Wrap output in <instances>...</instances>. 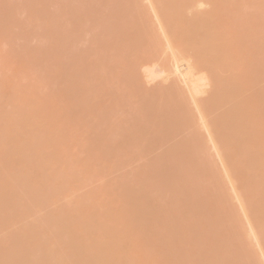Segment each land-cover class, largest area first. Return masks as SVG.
Instances as JSON below:
<instances>
[{
  "label": "bare ground",
  "instance_id": "1",
  "mask_svg": "<svg viewBox=\"0 0 264 264\" xmlns=\"http://www.w3.org/2000/svg\"><path fill=\"white\" fill-rule=\"evenodd\" d=\"M82 1L80 9L64 12L62 22L56 19L71 23L67 41L43 35L38 40L50 49L13 45L10 51L19 61L4 65L12 72L18 66L30 70L18 77L8 71L1 74L4 78L0 75L3 101V93L7 99L22 96L25 102L50 90L43 104L28 100L31 106L25 109H32L17 116L22 106L12 113L0 101L1 112L14 115L0 117V130L6 126L12 132L10 138L4 127L0 133V198L9 209L0 211V222L9 221L7 228L19 224L8 239L0 238V264H137L138 259L144 264H264V0ZM107 4L114 7L104 9ZM96 14L101 15V29L89 24ZM125 22L132 25L128 34ZM106 27L111 31L106 33ZM72 28L80 32L75 45ZM91 32L94 37L87 39ZM171 35L176 39L169 44ZM93 41H103V49L91 58ZM145 58V67H157L159 74L145 93L135 95L117 80L123 71L142 74ZM95 65L100 74L93 73V80L77 71ZM45 103L55 106L53 119L62 115L54 126L40 113ZM132 106L136 109L130 110ZM18 116L24 122L19 129L10 126L11 117L19 121ZM75 121L83 126L73 125ZM72 143H77L75 151L81 148V157H74ZM12 153L19 158L15 172L12 166L7 169V160L16 158ZM104 166L112 174L117 171L118 179L116 173L101 172ZM160 170L161 177L155 174ZM95 171L105 174L106 183L94 182L100 176ZM96 182L105 185L98 188ZM87 183H93L91 189ZM32 184L38 188L34 194L28 191ZM47 185L65 194L62 199L54 193L63 201L73 190L74 201L66 197L70 202L62 208L57 201L53 213L43 209L47 206L39 208L37 203L41 206L52 189ZM12 205L24 213H13ZM29 211L40 214L34 215L37 222L28 223L27 216H33ZM32 225H40V235L28 232ZM253 226L256 241L249 235Z\"/></svg>",
  "mask_w": 264,
  "mask_h": 264
},
{
  "label": "rangeland",
  "instance_id": "2",
  "mask_svg": "<svg viewBox=\"0 0 264 264\" xmlns=\"http://www.w3.org/2000/svg\"><path fill=\"white\" fill-rule=\"evenodd\" d=\"M39 1V2H38ZM85 2H87V1H85ZM85 4L84 3V1H82V0H0V17H1V21H0V37H1V39H0V75L1 74H6L5 73V71H8V73H10L11 75H15V76H19V72H21V73H23L24 72V70H25V68H19V66H18V69H19V71H18V69H17V67H16V69H14V68H12V69H14L13 70V72H12V70H10L9 69V67H7V66H5L4 65V63H7V62H11V63H13V65H15V63L14 62H12L11 61V59H15V61H16V59H17V56H14L15 54L14 53H11V49H12V47H13V45H16L17 47H20V46H22V47H24V48H29V49H32V48H34L35 46H37V47H35V48H38V47H41V49L43 48L44 49V47L46 48V44H44V43H41L39 40H38V38H39V36H51L52 38L53 37H55V38H57L59 41H67L68 40V38H67V35H65V30L69 27V25L71 24V23H68L67 25H62V23L60 24V22H62L61 20V16H63V14H64V12L66 11V12H68V14H70L71 12H74V10H76L75 9V7L78 9V7H79V5H81V4ZM64 6H66V8H68V10L65 8L64 9ZM114 6H113V4H107V5H104L103 6V8L104 9H112ZM32 9V10H31ZM37 9H39L38 11H37ZM63 9V10H62ZM79 9H80V7H79ZM31 12H36L35 14L34 13H32L31 14ZM70 12V13H69ZM36 16V18H34L33 19V16ZM58 17H60V22L59 21H57L56 19H58ZM64 17V16H63ZM62 17V18H63ZM100 18H101V15H99V14H96V15H92V16H90L89 17V24H90V26H91V28H94V29H101L102 27H103V24L102 23H100ZM40 19V20H39ZM65 19V18H64ZM36 20H38V21H36ZM4 23H3V22ZM66 20H64V22H65ZM54 22H56V24H53ZM58 23V24H57ZM67 22H65V23H63V24H66ZM123 28H124V32H125V34H128V33H130V31H131V29H132V25L131 24H129V23H127V22H125L124 24H123ZM70 30H71V28H70ZM72 36H71V39H72V41L79 35V30L77 29V28H72ZM111 30H110V27H106L105 28V32L106 33H108V32H110ZM54 35H56V36H54ZM51 37H49V38H51ZM94 37V34H93V32H91L89 35H88V37H87V39H92ZM16 38V42H14V39ZM40 39H41V37H40ZM176 39V36L175 35H171V36H169L168 38H167V42H169V44H171L174 40ZM39 41V42H38ZM78 41H79V39L77 38V39H75L74 41H73V45H75V44H77L78 43ZM38 42V43H37ZM92 43V42H91ZM93 43L94 44H92L91 46H90V50H91V58H94V57H96V56H98L99 55V53L101 52V50L103 49V45H102V43H103V41H93ZM56 45V47L54 46V49L56 48L57 49V47L59 46L58 45V43H55ZM20 45V46H19ZM42 45H45V46H42ZM50 46V45H49ZM32 47V48H31ZM48 47V46H47ZM51 48H53V47H51ZM28 49V50H29ZM48 49H50L49 47H48ZM90 50H89V52H90ZM115 53L116 52H111V56H114L115 55ZM146 59L147 58H145V59H143L141 62H140V66H141V68H144V71H143V73L142 74H140V75H134V70H128V71H123L120 75H119V77H118V84L122 87V88H127L128 90H130V91H132V93L133 94H135V95H137V94H141V93H145V91H146V89H149L152 85H153V81L158 77V74H159V70L157 69V67H153V66H151V68H147V67H145V65H146V63H147V61H146ZM189 59H187L186 61H188ZM17 61H19V60H17ZM16 61V62H17ZM17 64V63H16ZM20 64H21V62H20ZM4 65V66H3ZM12 64H9L8 66H11ZM17 66V65H16ZM22 66V65H21ZM2 67V68H1ZM5 67H7V68H5ZM14 67V66H13ZM3 69V70H2ZM10 71H9V70ZM21 69V70H20ZM18 71V73L16 74V72H14V71ZM28 70H30L29 68H28ZM28 70H25V75H27L28 74ZM1 71H3V72H1ZM77 71H79L80 73H81V75L83 74V73H87V75L88 76H90V79H89V81L90 80H93V78H92V74L93 73H96L97 71H98V74H100V66L99 65H95V66H93V67H91V68H86V67H84V66H82V67H80V68H78L77 69ZM30 72V71H29ZM90 74V75H89ZM7 75V74H6ZM5 75V76H6ZM10 75V76H11ZM2 76H4V75H1V77ZM9 76V77H10ZM15 76H13V78H15ZM17 76V77H18ZM16 77V78H17ZM2 78H4V77H2ZM1 79V78H0ZM8 78L6 77V80H7ZM11 79H12V77H11ZM10 78H9V80H11ZM5 80V79H4ZM4 80H2V81H4ZM16 84H18V81H15V80H13ZM8 83V84H7ZM6 84L9 86V90H10V88H14V87H12L13 85H9L10 83L12 84V82H7ZM8 86H5V89H6V87H8ZM20 88V87H19ZM45 89V88H44ZM7 90V89H6ZM14 89H12V90H10V91H13ZM16 90V89H15ZM41 91H44L43 93H42V96H40L39 94V96L40 97H36L35 95V97H33V96H31L32 98H33V100H30L31 98H29V99H27V101H25V102H27L28 103V100H30L32 103H34L35 102V105L36 104H40V103H42L45 99H46V97H47V95H49V94H47V92H49L50 90L49 89H45V90H41ZM3 92V91H2ZM2 92H1V95H2ZM3 96L4 97H2V98H6V100L4 99V101L2 100V99H0V101L2 100V104H4V105H8V107L10 106V108L11 109H8V110H12V113L13 112H17V109H16V111H14V107H17V106H22V107H17L18 108V112L17 113H19V114H17L16 113V116L17 115H20V112L21 113H23L24 114V112H26L27 111V109H30L29 107L27 108V109H25L28 105H30V104H28V105H26V103L24 102V98L21 96V97H19V98H17V99H7V97H6V93H3ZM30 102V103H31ZM18 104H21V105H18ZM43 104V103H42ZM46 104V103H45ZM233 104H236V100H232L231 101V105L233 106ZM17 105V106H16ZM34 104H32V106H33ZM5 106V107H6ZM31 106V105H30ZM54 106V105H53ZM5 107H3L2 109H6ZM22 108L23 110H21L20 111V109ZM65 108H67V106L65 107ZM69 108V107H68ZM68 108H67V110H68ZM32 109V108H31ZM42 109V110H41ZM131 109H136V106H132L131 108H130V110ZM7 110V109H6ZM7 110V111H8ZM24 110H26V111H24ZM2 110H1V103H0V117H1V115L3 116V114H4V116L6 115V116H13L14 117V115H12V114H10V112L8 113L7 111H4L3 110V112H5V113H3V112H1ZM29 111V110H28ZM44 111V113H46V115L44 114L43 116L46 118V119H50V121L49 122H51V120H52V122H53V124L52 123H50V124H52L51 126H54V125H56V124H54V123H57V122H55V119H57L61 114H58L59 116L57 117V118H54L53 119V111H54V113L56 112L55 111V106L54 107H51L49 104H48V106H47V104H46V106L44 105V106H41V108H40V113L41 112H43ZM65 112V111H64ZM7 113V114H6ZM9 114V115H8ZM56 115H57V113H55ZM22 115V114H21ZM62 116V115H61ZM59 117V118H62V117ZM65 115H63V117H64ZM19 117V116H18ZM43 117V118H44ZM5 118H7V117H5ZM4 118V119H5ZM16 118V117H15ZM3 119V117L2 118H0V120L1 121H3L2 120ZM14 119V118H13ZM19 121H18V118L17 119H14V120H17L16 122L14 121H12V117H11V119H10V122H12V124H10V122H9V124H10V126H12L13 124L15 125V127L17 128V129H19V126H18V124L20 125V122L22 123V120H21V118L19 117ZM64 119H66V117L64 118ZM24 120V119H23ZM45 120V119H44ZM58 120V119H57ZM0 121V122H1ZM6 121V122H7ZM25 121V120H24ZM48 121V120H47ZM67 121V120H66ZM5 122V121H4ZM3 122V123H4ZM4 123L5 125L6 124H8V123ZM45 122H46V120H45ZM44 122V123H45ZM49 122H48V124H49ZM65 122V121H64ZM79 122V121H78ZM77 121H75L74 122V124L73 125H81V126H83V123L82 124H80V123H78ZM132 122H133V118H128V123L129 124H132ZM24 123V122H23ZM22 123V124H23ZM26 123V122H25ZM67 123H70L69 121L67 122ZM67 123H66V125H67ZM17 124V125H16ZM21 124V125H22ZM46 124V123H45ZM47 124V125H48ZM0 125H1V123H0ZM13 125V126H14ZM69 125V124H68ZM71 125H72V123H71ZM18 126V127H17ZM4 127V126H3ZM2 127V128H3ZM6 127V126H5ZM5 127H4V130H5ZM8 127L9 126H7V128L6 129H8ZM23 127V125L21 126V128ZM103 127L104 126H99V130L101 131L102 129H103ZM1 128V130H3ZM10 128H12V127H10ZM9 128V129H10ZM14 128V127H13ZM12 128V129H13ZM16 128H14V130H13V133H14V131H15V129ZM20 128V129H21ZM24 128V127H23ZM67 128H70V127H68L67 126ZM133 128V127H132ZM0 130V131H1ZM3 130V131H4ZM23 130V129H22ZM21 130V131H22ZM3 131H1L0 133H2ZM6 132H7V130H5ZM10 132H11V130H9ZM8 131V132H9ZM19 131V130H18ZM68 131H69V129H68ZM98 131V130H97ZM99 131V132H100ZM8 132H7V134H6V136L7 137H9L8 136ZM16 132V131H15ZM99 132H97V133H99ZM12 133V132H11ZM11 133H9V134H11ZM17 133V135L16 136H21L20 134L22 133H18V132H16ZM3 134H4V132H3ZM1 136L2 135H0V138H1ZM3 137L4 138H6L4 135H3ZM10 138V137H9ZM72 138V137H71ZM70 138V139H71ZM8 138H6V141H8L7 140ZM74 140V139H73ZM3 141V140H2ZM70 141H72V140H70ZM69 141V142H70ZM56 142V141H55ZM73 143H74V141H72ZM76 142V141H75ZM2 143H4V142H2ZM72 143V145L73 146H75V147H73V146H69L70 147V150H72L73 148H76V146H77V143H76V145H74ZM80 147V146H79ZM79 147H77V149L79 148ZM125 148H122V150H124ZM69 150V151H70ZM74 150V149H73ZM35 151V153H37L39 150L38 149H36V150H34ZM33 151V152H34ZM37 151V152H36ZM42 151V150H41ZM79 152L81 151V148H79V150H78ZM78 151H75L74 150V152L76 153H78V154H75L74 153V157H75V155H76V157H78L77 155H79V152ZM32 152V153H33ZM72 153H73V151H72ZM13 154V156L15 155L14 153H12ZM38 154V153H37ZM40 154V153H39ZM83 154V153H82ZM81 154V155H82ZM80 156V155H79ZM15 157H16V155H15ZM81 157V156H80ZM17 158V157H16ZM16 158L14 159L13 157H12V160L11 159H9V160H7V162H9V167L7 166V165H3L5 168L6 167H8L7 169H9L11 166H12V168L10 169V170H12V169H14L13 168V166H15V164H19V158H17V160H16ZM14 159V160H13ZM123 159V158H122ZM5 163V162H4ZM119 163H121L122 165H123V163L124 164H127V160H125L123 163L120 161ZM8 164V163H7ZM53 166H54V163H51ZM61 165V168L63 169V164H60ZM129 165V168H133V164H128ZM131 165H132V167H131ZM135 165H137V164H135ZM134 165V166H135ZM53 166H50V164H49V167L50 168H52ZM65 166V165H64ZM55 168L57 167V169H58V166H54ZM97 167H99V168H97L98 169V171H99V169H100V166H97ZM123 168H124V171H126L127 172V167L126 166H122ZM122 167H120V168H122ZM94 168H96V167H94ZM123 168H122V170H123ZM18 169H20V167L18 168ZM17 169V170H18ZM57 169H56V171H57ZM61 169V170H62ZM101 169H102V171L101 172H105V173H109V174H111V175H114L115 173H116V175H114L115 176V178H116V176H117V171L116 172H114L113 174H112V172L109 170V169H107L105 166L104 167H101ZM126 169V170H125ZM22 170V169H21ZM60 170V169H59ZM65 170H66V167H65ZM104 170V171H103ZM122 170H120V172L121 173H119V174H121V175H123V173L125 174L126 172H123L122 173ZM130 170V169H129ZM128 170V171H129ZM14 172L16 171V169H14L13 170ZM12 171V172H13ZM23 172H25L24 171V169L22 170ZM98 171H95V172H98ZM18 172H19V170H18ZM62 172L63 171H61V172H58L57 174H62ZM101 172H98L97 174L96 173H94V174H96V175H100L101 177L103 176V175H105V174H101ZM118 172H119V170H118ZM130 172V171H129ZM158 172V173H157ZM155 174L157 175V176H159V177H161L160 175H163L164 174V171H157ZM17 173V172H16ZM22 173V172H21ZM107 173V174H108ZM128 173V172H127ZM12 174V173H11ZM15 174V173H14ZM65 174V173H64ZM17 175H18V173H17ZM98 175V176H99ZM14 176V175H13ZM59 176V175H58ZM62 176H64V175H62ZM61 176V177H62ZM99 176V177H100ZM107 176V175H106ZM106 176H105V178H106ZM114 176H111V177H114ZM98 177V179H96L97 177H94V182L95 181H102L103 180V177L101 178H99ZM110 177V176H109ZM109 177L107 176V179L109 180ZM118 177H120V175L118 176ZM114 178V179H115ZM100 179V180H99ZM106 179V180H107ZM113 179V178H112ZM116 179H118V178H116ZM105 180V181H106ZM107 180V181H108ZM93 181V180H92ZM110 181H112V180H110ZM116 181H118V180H116ZM115 181V182H116ZM93 182V183H94ZM93 183H91L92 185H93ZM99 183V182H98ZM97 182H96V184L97 185H95V187H102L103 185H105V184H103L102 185V183H106V182H104V180L102 181V183L101 184H98ZM111 183H114V181L113 182H111ZM44 184V183H43ZM46 184V183H45ZM88 185H89V183H87ZM87 184H86V186H87ZM91 184L89 185L90 186V189H91ZM32 185H34V184H32ZM36 185L37 184H35L34 185V187L32 188L33 189V191L32 190H30V189H28V191L30 192H33V194H34V192H35V190H34V188H36ZM57 186V185H56ZM80 186H81V184H80ZM78 187V188H80V190L79 191H83L82 189H85V190H88L87 189V187H85L84 186V188H82V187ZM83 186V185H82ZM32 187V186H31ZM30 187V188H31ZM37 187H39V185L37 186ZM47 187L49 188V187H51L52 189H47L46 187H44L43 186V188H45V190L47 191H45L47 194H46V196L45 195H43V197H45L47 200H44L43 199V201L41 200V199H39V200H41V206H40V203H37L38 205H39V208L40 207H45V206H47V209L46 208H43L44 210H48L49 211V209L51 208V210H52V213H53V208H55V209H57L56 208V206H55V203L56 204H58V203H60V204H58L59 206H60V208H62V207H64V206H66V204L67 203H69L70 201H74V198H73V195H71L70 193H72L73 194V190L71 191L70 190V192L68 193L69 194V198H70V201L68 200V202L66 201V197L68 198V196L66 195V197L64 198V201L62 200L63 199V197H64V195H63V193L61 194V193H59V189H58V191L54 188L55 187V185H54V187H53V185L51 186V185H47ZM94 187V188H95ZM77 188V187H76ZM89 188V187H88ZM38 188H36V190H37ZM93 189V188H92ZM52 190H54V192H52ZM75 190V189H74ZM78 190V189H77ZM77 190H75L74 192H76L77 193ZM84 190V191H85ZM28 191H24V193L25 192H27L28 193ZM89 191V194H91V192H90V190H88ZM54 193H56L57 195H59V194H61V195H63V196H61V198L62 199H60V196H57V195H55ZM59 193V194H58ZM76 193H74L75 195H79V194H76ZM80 193V192H79ZM85 193H86V196L88 197H90V195H87V191H85ZM29 194V193H28ZM24 195L23 194V192H22V195H24V197L25 196H33V195H31V193H30V195ZM44 194V193H43ZM80 194H82V193H80ZM74 195V196H75ZM82 195H84V193L82 194ZM105 196V193H103L102 194V196ZM85 196V195H84ZM85 196V197H86ZM92 196V195H91ZM27 197V198H28ZM77 197V196H76ZM86 197V198H87ZM99 197H101V196H99ZM36 198V197H35ZM34 198V199H35ZM41 198V197H40ZM68 198V199H69ZM77 198H79V197H77ZM96 198H98V197H94V200H93V197H92V200L93 201H96L95 199ZM102 198V197H101ZM106 198V197H105ZM31 199V198H30ZM3 200H5V198H0V211H2L3 213L4 212H6L7 210H9V209H7V208H5L4 209V205H3V203H5V202H3ZM24 201V203H25V199H23ZM60 200H61V202H60ZM76 200V199H75ZM89 200H91V199H89ZM91 200V201H92ZM101 200H104V198L103 199H101ZM6 201V200H5ZM28 201H29V199H28ZM31 201L33 202V200L31 199ZM35 201V200H34ZM37 201V200H36ZM36 201H35V203H36ZM57 201H58V203H57ZM99 201H100V199H99ZM26 202H27V200H26ZM32 202H30L29 201V204H32ZM66 202V204H64ZM90 202V201H89ZM102 202V201H101ZM20 203V202H19ZM62 203H63V206H62ZM15 204H17V203H15ZM22 204V203H21ZM50 204V206H48ZM72 204V203H71ZM92 204V203H91ZM96 203H94V205H95ZM97 204H98V201H97ZM101 203L99 202V205H100ZM19 205V204H18ZM32 205H34V208H35V205L36 204H32ZM38 205H36L37 207H38ZM27 206H28V203H27ZM30 206V205H29ZM28 206V207H29ZM53 206H55V207H53ZM58 206V207H59ZM88 206H92V205H88ZM12 207V209L14 210V212L13 213H20V211L18 210V209H16V207H17V205L15 206V205H12L11 206ZM24 207V206H23ZM26 207V206H25ZM33 207V206H32ZM3 208V209H2ZM10 208V207H9ZM18 208V207H17ZM49 208V209H48ZM29 209V208H28ZM27 209V210H28ZM33 209V208H32ZM32 209L30 210V211H32ZM42 208H41V210H43ZM12 210V211H13ZM24 210V209H23ZM38 210V212L40 213L41 212V210H39V209H37ZM43 210V214L46 216L47 214H46V212ZM50 210V211H51ZM26 211V210H25ZM30 211H29V214H31V215H33L32 217L31 216H27V217H29L28 219H29V222L28 223H33L34 221L35 222H37L36 221V217L38 216V215H40L39 213H38V215L36 214L37 212H35V214L33 213L34 212V210H33V214L32 213H30ZM36 211V210H35ZM2 212H1V215L0 216H2ZM9 212V211H8ZM10 212H11V210H10ZM27 212V211H26ZM25 212V213H26ZM45 212V213H44ZM12 213V212H11ZM13 213H12V215H13ZM21 213H24V212H21ZM20 213V214H21ZM28 213V212H27ZM10 214V213H9ZM8 214V215H9ZM28 214V215H29ZM41 214H42V212H41ZM48 214H50V212L48 213ZM4 215V214H3ZM22 215H24V214H22ZM34 215H37L36 217L34 216ZM43 215V216H44ZM6 217H9V216H7V215H5ZM11 216V215H10ZM25 216V215H24ZM23 216V217H24ZM42 216V217H43ZM22 217V216H21ZM27 217H25V219L27 218ZM41 217V216H40ZM40 217H39V219H40ZM38 218V217H37ZM77 218V217H76ZM1 219V218H0ZM28 219H26V220H28ZM38 219V222H40V220ZM78 219V218H77ZM6 220V219H5ZM4 220V221H5ZM22 220V219H21ZM26 220H23V222L25 221V223L27 222ZM7 223H9V221H6ZM6 222L5 223H3L2 221L0 222L2 225L0 226V230L4 227L3 225L5 224V227L0 231V238L1 237H3L4 238V236H5V238H7L6 236H8V235H10V233L12 232H9L11 229H12V227L13 228H17L16 226H18L17 224H16V226L14 227V224H13V226L10 224L9 225V227L10 226H12L11 228H7L8 226H7V224H6ZM22 222V223H23ZM66 222H68V223H70L71 224V230H77V227L76 226H74V225H72V221H70V220H67L66 219ZM21 223V222H20ZM26 224V225H30V224ZM39 224V223H38ZM41 224V223H40ZM25 225V226H26ZM3 226V227H2ZM7 226V227H6ZM33 226V225H32ZM32 226H30V227H32ZM38 226V225H37ZM20 227V226H19ZM19 227H18V230H17V232L19 231ZM29 227V228H30ZM257 227L255 226H253V229L251 230V232H250V237H252V239H253V241H256V240H258L257 239V234L256 233H258V230L256 229ZM15 230V229H14ZM13 230V231H14ZM23 230V229H22ZM28 230V232L29 233H31L32 235L35 233L36 235H40V233H41V228H40V225L38 226V227H36L35 225L31 228V231H30V229H27ZM255 230V231H254ZM15 232V231H14ZM11 234H13V233H11ZM37 238V237H36ZM254 238H256V239H254ZM8 239V238H7ZM6 239V240H7ZM5 241V240H4ZM6 242V241H5ZM3 242H2V240H1V244H2ZM8 243V242H7ZM0 244V245H1ZM2 248V247H1ZM147 254H148V252H147ZM144 262H145V260L144 259H138V261H137V264H144Z\"/></svg>",
  "mask_w": 264,
  "mask_h": 264
}]
</instances>
